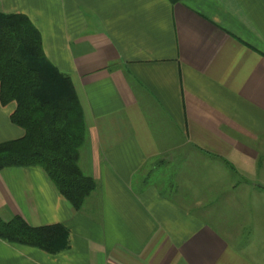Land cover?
Returning a JSON list of instances; mask_svg holds the SVG:
<instances>
[{
	"label": "crops",
	"instance_id": "1",
	"mask_svg": "<svg viewBox=\"0 0 264 264\" xmlns=\"http://www.w3.org/2000/svg\"><path fill=\"white\" fill-rule=\"evenodd\" d=\"M40 31L88 127L77 211L37 166L0 170V218L62 224L0 264H264V0H0ZM0 101V143L25 135Z\"/></svg>",
	"mask_w": 264,
	"mask_h": 264
},
{
	"label": "trees",
	"instance_id": "2",
	"mask_svg": "<svg viewBox=\"0 0 264 264\" xmlns=\"http://www.w3.org/2000/svg\"><path fill=\"white\" fill-rule=\"evenodd\" d=\"M0 101L16 103L11 121L25 131L0 143V170L40 167L74 209L82 210L97 188L80 166L88 138L84 111L72 79L47 59L40 31L24 14L0 13ZM69 235L62 224L35 227L21 216L0 218V239L50 254L66 250Z\"/></svg>",
	"mask_w": 264,
	"mask_h": 264
}]
</instances>
